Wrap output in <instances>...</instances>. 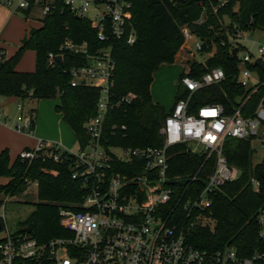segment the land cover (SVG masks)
I'll return each mask as SVG.
<instances>
[{
    "label": "built area",
    "instance_id": "1",
    "mask_svg": "<svg viewBox=\"0 0 264 264\" xmlns=\"http://www.w3.org/2000/svg\"><path fill=\"white\" fill-rule=\"evenodd\" d=\"M3 3L12 6L13 12L37 9L42 18L59 3L74 17L88 20L103 45L89 52L87 42L65 38L56 52L47 54L50 64L57 61V56L62 59L65 51L85 57L84 64L71 66L67 72L71 86L98 89L96 111L83 124L87 140L82 146L79 144L76 152L59 142L37 138L35 147L21 150L17 158L27 162L40 158L67 163L70 176L79 181L83 195L79 203L58 207L61 228L58 235L40 241L26 225L15 231L5 230L0 236V264H264V249L255 248L248 255H241L233 246L209 250L188 240L196 221L210 220L205 213H211L213 197L220 187L239 175V169L229 164L222 153L224 140L247 139L253 154L259 150L264 156V97L251 115L241 114L244 102L260 84L257 73L248 64L259 60L264 66V46H258L255 57L249 52L238 55L236 81L250 93L233 113H225L220 103L203 104L195 112L188 110L193 92L221 81L224 72L213 67L200 76H192L183 70L179 77L183 90L158 127L162 145L123 146L109 141L116 135L125 136L127 129L124 123L111 119L112 114L130 104L136 95L113 91V47L116 42L131 45L136 40L131 0H3ZM202 21L203 16L195 23ZM191 26L181 27L183 40L196 38L194 47L201 51L204 41L190 30ZM245 34L238 31L239 40ZM6 59L4 48L0 47V67ZM15 108L12 120L0 109V125L31 135L34 109L24 110L23 102H18ZM189 142L201 146L198 152L205 153V160L213 156V166L196 188L190 185L199 178V170L189 175L187 186L177 195L171 182L178 176L171 173L168 149L180 143L188 147ZM250 182L258 192L260 182L254 178ZM254 220L257 238L264 246V202L256 210Z\"/></svg>",
    "mask_w": 264,
    "mask_h": 264
},
{
    "label": "trees",
    "instance_id": "2",
    "mask_svg": "<svg viewBox=\"0 0 264 264\" xmlns=\"http://www.w3.org/2000/svg\"><path fill=\"white\" fill-rule=\"evenodd\" d=\"M131 3L136 40L131 45L114 43L112 88L116 94L130 91L136 97L112 114L111 119L124 123L127 129L125 136L116 135L109 141L132 147L162 145L158 127L166 111L152 101L150 85L159 64L173 61L177 47L183 43L181 27L184 24L193 25L195 35L204 41L200 52L211 53L205 62H192L187 73L200 76L213 67H220L224 72L221 81L193 92L188 110L195 112L203 104L220 103L225 113H233L250 93L236 81L238 55L242 49L238 31L264 30V0H131ZM21 11L25 16L30 13L29 9ZM202 15V23L196 24ZM223 15L228 17L226 25ZM65 38L76 43L87 42L89 52L103 45L88 20L74 17L58 3L2 63L0 95L22 100L58 97L59 103L54 109L61 113V119L71 127L82 146L87 140L83 124L95 114L98 89L70 85L67 69L84 64V56L65 51L61 61L48 62V52H56ZM25 50L35 52L33 71L15 69ZM248 67L257 73L260 84L244 102L243 116L251 115L264 97V66L248 64ZM179 96L178 92L175 99ZM168 152L171 173L178 176L171 182L177 195L187 186L189 175L199 170V178L190 185L196 188L212 170L213 156L205 160V153L192 151L185 144H176ZM222 153L229 164L239 169V175L220 187L213 197L211 213H205L210 220L196 221L188 240L198 248L213 250L233 246L239 254L248 255L255 248L264 249L257 238L254 220L256 210L264 202V156L253 163L250 141L233 137L224 140ZM0 178H6L5 182H0V193L10 197L23 195L29 182H38L42 201L35 203L34 211L19 224L26 225L40 241L60 234L58 207L79 203L83 195L79 181L71 178L67 163L40 158L27 162L17 157L10 163L7 149L0 151ZM251 178L260 182L258 192L253 190ZM0 226L3 227L1 220Z\"/></svg>",
    "mask_w": 264,
    "mask_h": 264
},
{
    "label": "rangeland",
    "instance_id": "3",
    "mask_svg": "<svg viewBox=\"0 0 264 264\" xmlns=\"http://www.w3.org/2000/svg\"><path fill=\"white\" fill-rule=\"evenodd\" d=\"M203 16V15H202ZM42 15L39 10H32L28 16L19 10L13 12V7H8L0 0V47L6 51V56L13 55L21 45L22 40L28 35L31 28H37L41 24ZM245 36L238 40L242 46L239 55L249 52L255 57L257 48L264 46V30L255 29L245 32ZM194 40L185 41L177 47L173 56V61H163L152 75L150 85V95L152 101L160 104L165 111L169 110L174 103L176 94L183 90L179 84V76L183 70H188L189 65L194 62H205L211 53L197 51L194 47ZM9 56V57H10ZM22 70L35 68V53L25 50L18 64ZM23 102L24 110L34 109L35 124L34 136L46 141H57L64 148L71 152H76L79 143L71 127L63 120L54 106L59 103L56 98H27L21 100L20 97H9L0 95V104L4 103L3 110L10 120L16 114V104ZM32 138L23 133L11 131L0 127V149H7L9 156L14 159L23 149L35 147ZM192 151H200L201 146L196 142L187 143ZM262 153L257 150L252 156L253 163L259 162ZM57 173V170L55 171ZM6 178H0V182H5ZM40 186L37 181H31L26 187L23 195L4 196L0 193L2 204L0 205V220L3 228L0 229V236L5 230L15 231L21 226L19 223L24 221L35 209V203L42 201L39 199Z\"/></svg>",
    "mask_w": 264,
    "mask_h": 264
},
{
    "label": "crops",
    "instance_id": "4",
    "mask_svg": "<svg viewBox=\"0 0 264 264\" xmlns=\"http://www.w3.org/2000/svg\"><path fill=\"white\" fill-rule=\"evenodd\" d=\"M5 50V49H4ZM31 51H33V50H31ZM6 52V51H5ZM35 53V52H34ZM10 56V55H9ZM8 56V57H9ZM7 57V56H6ZM7 57V58H8ZM22 57V56H21ZM21 57H20V59H21ZM20 59L18 60V62H17V64H16V66H15V69L16 70H18V71H33L34 70V68H33V70L32 69H29V70H22V68H19V66H18V64H19V61H20ZM9 97H12V96H9ZM0 105H4V103H1ZM0 109H3V106H0ZM60 113V112H59ZM60 115H61V113H60ZM61 118V117H60ZM62 120V119H61ZM0 127H3V128H6V129H9V130H11V131H14V130H12V129H10V128H8V127H6V126H4V125H0ZM16 132V131H15ZM74 133V132H73ZM26 136H28V137H30V138H32L33 139V141H34V143H36V139H37V137H35L34 136V131H33V133L31 134V135H27V134H25ZM50 142H57V141H54V140H52V141H50ZM1 150H3V149H0V151ZM9 154V153H8ZM9 158H10V163L11 162H13V160H14V158L13 157H11V156H9Z\"/></svg>",
    "mask_w": 264,
    "mask_h": 264
},
{
    "label": "water",
    "instance_id": "5",
    "mask_svg": "<svg viewBox=\"0 0 264 264\" xmlns=\"http://www.w3.org/2000/svg\"><path fill=\"white\" fill-rule=\"evenodd\" d=\"M223 23H224V25H226V24L228 23V17H227L226 15H223ZM190 30H191L192 32L195 31V29H194L193 26L190 27ZM56 59H57V61H61V59H60L59 56H57ZM255 63H256V65H257L258 67H262V64H261V62H260L259 60H256ZM0 229H1V226H0Z\"/></svg>",
    "mask_w": 264,
    "mask_h": 264
}]
</instances>
